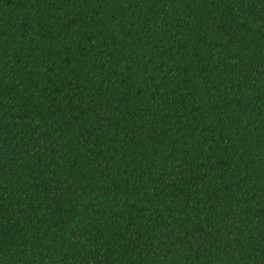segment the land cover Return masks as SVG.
<instances>
[{
	"label": "trees",
	"instance_id": "trees-1",
	"mask_svg": "<svg viewBox=\"0 0 264 264\" xmlns=\"http://www.w3.org/2000/svg\"><path fill=\"white\" fill-rule=\"evenodd\" d=\"M0 264H264V0H0Z\"/></svg>",
	"mask_w": 264,
	"mask_h": 264
}]
</instances>
